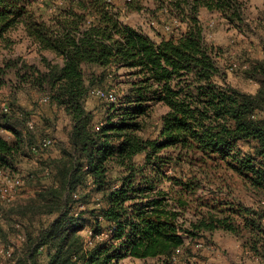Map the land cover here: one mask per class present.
I'll use <instances>...</instances> for the list:
<instances>
[{"label": "trees", "instance_id": "obj_1", "mask_svg": "<svg viewBox=\"0 0 264 264\" xmlns=\"http://www.w3.org/2000/svg\"><path fill=\"white\" fill-rule=\"evenodd\" d=\"M35 1L0 0V38L22 25L63 62L43 57L45 68L20 60L0 67L17 77L9 109L0 102V171L23 172L21 187L30 192L8 209L3 202L13 201L0 198V220L25 227L15 262L2 264H175L177 252L178 261L190 262L216 231L232 234L264 264V53L231 62L200 19L207 9L241 29L247 2L126 0L152 23L170 24L156 40L122 22L114 0H62L50 17ZM122 68L130 78L123 105L98 121L86 102ZM230 71L255 82L256 91L232 83ZM22 88L48 95L50 108L67 116L59 156H45L48 148L36 143L31 112L17 100ZM158 103L167 111L150 131L145 121ZM26 158L31 165L21 171ZM240 189L257 196L258 206L244 203Z\"/></svg>", "mask_w": 264, "mask_h": 264}, {"label": "rangeland", "instance_id": "obj_2", "mask_svg": "<svg viewBox=\"0 0 264 264\" xmlns=\"http://www.w3.org/2000/svg\"><path fill=\"white\" fill-rule=\"evenodd\" d=\"M121 11L122 22L132 25L135 28L141 29L156 40H160L159 31L167 33L169 23L163 25L155 22L152 23V17L145 9L141 11L130 10L127 8L126 0H114ZM247 2V13L249 20L241 29L232 27L218 12H210L201 9L200 19L206 27L207 35L210 41L217 45H221L230 57L231 62H240L241 60L253 56H262L264 53V0H244ZM63 5L62 0H36L34 8L44 17H50L57 12L59 7ZM43 57L48 58L51 62L62 64L61 57L51 50L39 49V46L28 37L22 25L16 26L8 30L2 38H0V67H5L10 60H20L27 63L38 65L40 68H45ZM231 62H228L231 63ZM126 69L122 68L114 72L112 76H107L99 87L106 90H114L118 97L119 103L110 104L107 101L99 99L97 96L91 95L88 99L87 107L93 109L97 115V120L102 121L107 114H109L113 106L120 107L123 105L120 101L127 94L130 84L129 76L126 75ZM229 80L247 90L255 92L257 84L251 80L242 77V73H234L230 71ZM17 77L13 69H8L0 73V102L7 103L10 100L13 89H15ZM96 88V86H95ZM93 91V89H92ZM91 91V92H92ZM17 100L22 107L31 112L28 121L33 120L35 124L34 135L36 136V143L42 138L53 137L54 144L51 146L49 153L53 149L60 148V139L66 138V123L67 116L63 111L55 112L49 106L42 102L43 94L35 89L22 88L18 89ZM125 106V105H124ZM126 107H128L126 105ZM167 111V107L161 103L156 104L147 116L145 123L150 131H155L161 125V118ZM48 118L46 120L45 118ZM27 121V122H28ZM28 125V124H27ZM42 134H38V130L44 128ZM29 129H33L30 128ZM49 150V149H48ZM47 150V151H48ZM29 159V158H28ZM24 159L21 166V171H25L32 160ZM34 160V159H33ZM34 162V161H33ZM34 165V164H33ZM23 172L18 174L20 181L18 193L12 203H5L3 205L6 209L14 203H25L30 199L29 190L24 189ZM30 189V188H28ZM239 197L244 203L249 206H258L256 201L258 197L253 193L240 189ZM2 229H0V245L6 243H17L18 235L25 231V227L19 224L14 218L12 220H0ZM211 244L205 243L197 246L198 254L192 255L191 262L187 264H255L254 261L247 256L237 238L232 234L224 231H216L211 238ZM19 253V249H17ZM12 262V261H9ZM5 263V262H4ZM2 264V262H0ZM120 264H154V262L135 261L133 258H126L121 260Z\"/></svg>", "mask_w": 264, "mask_h": 264}, {"label": "built area", "instance_id": "obj_3", "mask_svg": "<svg viewBox=\"0 0 264 264\" xmlns=\"http://www.w3.org/2000/svg\"><path fill=\"white\" fill-rule=\"evenodd\" d=\"M92 94L97 96L101 100L107 101L110 104L118 103V95L114 90H106L102 87H96L93 89ZM42 102L46 104L49 103V96L43 95ZM3 105L5 107V110L9 109L6 103H4ZM28 126L30 128H33L34 121H28ZM54 142L55 139L53 137H45L41 140L38 146L41 148H49L54 144ZM38 146L34 145L32 149L34 151H37ZM19 184L20 181L18 179V176H13L9 173L0 171V198L4 199L7 202L13 201L18 193ZM91 233L92 232L90 231L89 234ZM17 240V243H6L0 245V262H15L14 257L16 255V251L22 246L23 242L25 241V236L20 234L18 235ZM177 254L173 257L175 263L178 261Z\"/></svg>", "mask_w": 264, "mask_h": 264}, {"label": "crops", "instance_id": "obj_4", "mask_svg": "<svg viewBox=\"0 0 264 264\" xmlns=\"http://www.w3.org/2000/svg\"><path fill=\"white\" fill-rule=\"evenodd\" d=\"M204 10V9H203ZM205 10H207V9H205ZM258 86V85H257ZM86 104H88V100H87V102H86ZM52 110H54L55 112H57L58 110H60V111H62L61 109H58L56 106H54L53 108H51ZM49 118V117H48ZM3 134H10V132H8V131H1ZM67 139V137L66 138H62V139H60V141L62 142V141H65ZM53 147V146H52ZM51 147H49L48 149H46V150H48V151H45V156H47V157H50V156H52V157H57V156H59L60 155V148L59 149H53V152L52 153H49L50 152V149ZM34 159H36L37 160V158L35 157ZM34 161V163L35 164H37V161H35V160H33ZM236 238V237H235ZM239 241V240H238ZM240 242V241H239ZM240 244H241V242H240ZM241 248H242V245H241ZM243 249V248H242ZM243 251H244V249H243ZM244 253L247 255V256H249V258H251L252 259V257H250V254L249 253H247V252H245L244 251ZM133 260H135V261H147V262H154V264H159V262H158V260L157 259H147V260H144V259H137V258H133ZM253 260V259H252ZM254 261V263L255 264H258V262L256 261V260H253ZM190 262H191V258H190ZM175 264H187L186 262H184V261H177Z\"/></svg>", "mask_w": 264, "mask_h": 264}]
</instances>
